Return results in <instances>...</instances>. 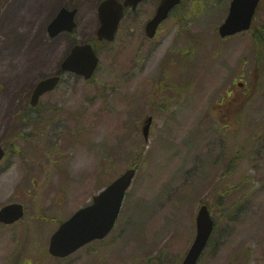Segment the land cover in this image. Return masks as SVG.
<instances>
[{"label":"rangeland","instance_id":"374dc122","mask_svg":"<svg viewBox=\"0 0 264 264\" xmlns=\"http://www.w3.org/2000/svg\"><path fill=\"white\" fill-rule=\"evenodd\" d=\"M12 1L0 0V206L20 202L25 213L0 224V264H180L202 203L214 230L198 264H264V0L250 31L224 39L230 0H182L152 38L144 24L159 0L141 2L113 41L95 43L93 78L64 74L21 127L11 121L29 89L74 39H93L99 0H82L84 25L57 42L45 26L79 0H49L24 49L26 30L1 24ZM26 68L32 79L10 88L6 78ZM128 167L136 172L108 235L52 257L58 223Z\"/></svg>","mask_w":264,"mask_h":264},{"label":"water","instance_id":"95a60500","mask_svg":"<svg viewBox=\"0 0 264 264\" xmlns=\"http://www.w3.org/2000/svg\"><path fill=\"white\" fill-rule=\"evenodd\" d=\"M141 0H103L99 3L97 12L100 25L96 31L99 39L112 40L124 6L136 7ZM259 0H231L228 13L219 25V35L224 37L247 30L250 27L255 8ZM180 0H160L154 16L146 23V34L152 37L160 22ZM75 10L60 9L55 18L48 25L50 35L63 30H72ZM98 64L91 44L75 45L61 62L62 71H70L83 76L91 77ZM58 75L41 79L34 87L30 102L35 105L41 94L52 90L58 83ZM150 118L143 126V135L146 138ZM4 150L0 146V159ZM134 169H127L109 186L93 197L92 204L76 210L69 218L61 222L51 234L48 251L51 255L63 257L94 238H102L111 229L118 214L125 189L130 184ZM23 206L20 203H8L0 207V222L13 223L23 216ZM213 223L206 205H201L196 215V235L181 264H196L212 230Z\"/></svg>","mask_w":264,"mask_h":264},{"label":"bare ground","instance_id":"6f19581e","mask_svg":"<svg viewBox=\"0 0 264 264\" xmlns=\"http://www.w3.org/2000/svg\"><path fill=\"white\" fill-rule=\"evenodd\" d=\"M49 6L50 3L47 2V0H13L12 3L8 5L7 11L2 17L1 24L3 26H8V28H13L15 25H20L26 30V33L24 34V37L20 42L21 44L17 45L19 49L25 47L27 41H31L33 34L31 27L34 23L33 21L38 16H40ZM16 28H13L11 30H14ZM27 53L30 57L33 58V56H31V52ZM40 62L41 60L38 61V64ZM31 64V69L36 68L37 66L39 67L40 65H38L37 63ZM31 69L26 68V71L23 69V72H13L10 76H8L6 80L9 84V87H17L19 85V81L22 79L24 81L32 79L31 76L28 74V72L32 71ZM160 141L162 144H165L168 141V138L162 137ZM160 152H162V150ZM137 191H140V188H138Z\"/></svg>","mask_w":264,"mask_h":264},{"label":"flooded vegetation","instance_id":"af4514ba","mask_svg":"<svg viewBox=\"0 0 264 264\" xmlns=\"http://www.w3.org/2000/svg\"><path fill=\"white\" fill-rule=\"evenodd\" d=\"M66 7L69 8V9H73V8L76 9V13H75V16H74V19H75V22H76V26H75V28L73 29V31H71V32H66V31H64V32H60V33H58V34H56V35H54V36H50V35H49V32H48V30H47V26H46V27H45V33H46L48 39L53 40L54 42H57V41L61 40L62 38L67 37L68 35H72V34H73V35H74V34L76 35V34H78V31L81 29L82 25H84L85 14H86V13H85V11L82 10L81 6H80V5H78V6H75V5H70V6H68V5H66ZM137 8H138V6L135 7V8L125 7V8H124L123 15L125 16L128 12H129V13H130V12H135ZM124 16H123V17H124ZM96 27H97V26H96ZM92 36H95V31L93 32ZM92 36H91V37H92ZM89 39H91V38H89ZM89 39H88V40H89ZM88 40H79V41H78L77 39H74L73 44H74V43H77V42H86V41H88ZM53 73H56V72H53ZM31 90H32V88L29 89L27 95L31 93ZM27 99H28V97H26L24 107H22V108H26V107L28 106V104H27Z\"/></svg>","mask_w":264,"mask_h":264}]
</instances>
